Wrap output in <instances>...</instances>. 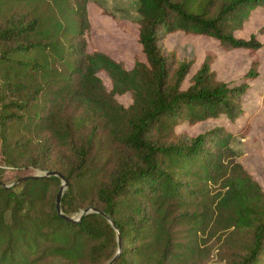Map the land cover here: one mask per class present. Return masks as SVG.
<instances>
[{"label":"trees","instance_id":"obj_1","mask_svg":"<svg viewBox=\"0 0 264 264\" xmlns=\"http://www.w3.org/2000/svg\"><path fill=\"white\" fill-rule=\"evenodd\" d=\"M88 2L0 0V264H107L117 253L104 216L59 214L60 177L3 186L37 170L66 176L68 216L97 207L112 217L122 242L114 264H206L205 236L224 243L242 232L249 242L225 264H264V190L239 160L235 134L177 130L236 121L258 62L230 84L206 61L184 87L193 61L164 45L181 31L258 50L256 34L236 32L264 0H139L145 60L132 68L88 49ZM126 94L128 105L118 98Z\"/></svg>","mask_w":264,"mask_h":264},{"label":"rangeland","instance_id":"obj_2","mask_svg":"<svg viewBox=\"0 0 264 264\" xmlns=\"http://www.w3.org/2000/svg\"><path fill=\"white\" fill-rule=\"evenodd\" d=\"M138 2L139 0H89L91 29L86 35L88 49L104 51L115 59L123 61L128 68L133 67L137 58L145 60L138 40L140 18L137 11ZM78 19L74 15L73 22ZM263 26L264 9H257L243 28L236 32L238 37L245 39L256 34L263 46L255 51L246 48L227 49L216 38L186 34L181 31L169 34L164 40V45L169 50L175 49L181 59L193 61L184 87L190 84V78L206 61L210 62L217 80L230 84L240 83L252 63L258 62V76L250 82V89L242 100L244 112L236 121L232 122L223 115L192 125L184 123L178 126L177 130L195 136L214 127L223 126L233 132L235 134L233 146L239 154V160L264 190V32L261 31ZM64 36H61L62 44L66 41ZM100 76L110 89L112 85L108 75L102 72ZM118 98L126 105L131 102L129 94ZM43 171L45 170H37L34 174ZM12 183L14 182L10 184ZM79 214L73 217L77 218ZM181 234L185 236L188 233ZM225 238V242L222 243L223 240H219V237L205 236L206 244L211 250L206 264H225L235 251L242 250L249 242L245 232L238 234L235 240L228 236Z\"/></svg>","mask_w":264,"mask_h":264},{"label":"water","instance_id":"obj_3","mask_svg":"<svg viewBox=\"0 0 264 264\" xmlns=\"http://www.w3.org/2000/svg\"><path fill=\"white\" fill-rule=\"evenodd\" d=\"M51 176H58V177H60L62 179V184L60 186V190L58 192L57 200H56V208H57L59 214L62 217L66 218L67 220H71V221H81L82 218L84 216H86L87 214H89V213H99L102 216H104L106 219H108L109 222L112 224L114 229L117 231L118 251L107 264H114L116 262V260L118 259L119 255L121 253V250H122L121 233H120L115 221L106 212H104L103 210H101V209H99L97 207H87V208L82 209V211L80 212V214H79V216L77 218L70 217L67 214H65L64 211L62 210L61 203H62V197L64 195V191H65V189L68 186V179L61 172H59L57 170H45V171H43L41 173H38V174H33V175H30V176H27V177L19 178L14 183L9 184V185L3 183V186L11 187L12 185H14L16 183H20V182L25 181V180H27L29 178L51 177Z\"/></svg>","mask_w":264,"mask_h":264}]
</instances>
